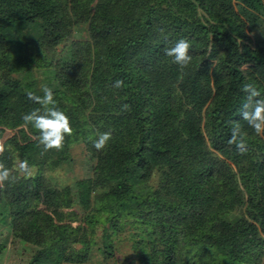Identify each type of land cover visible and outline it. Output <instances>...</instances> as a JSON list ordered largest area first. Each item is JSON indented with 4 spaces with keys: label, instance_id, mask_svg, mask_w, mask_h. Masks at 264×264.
<instances>
[{
    "label": "trees",
    "instance_id": "obj_1",
    "mask_svg": "<svg viewBox=\"0 0 264 264\" xmlns=\"http://www.w3.org/2000/svg\"><path fill=\"white\" fill-rule=\"evenodd\" d=\"M77 24H86L87 38L71 40L52 69L65 88L52 89L54 99L73 134L62 150L42 154L22 117L43 111L27 95L43 93L11 73L26 64L28 46L51 51ZM180 38L191 44L183 72L165 55ZM245 83L264 97V0H0V138L11 131L0 162L26 160L31 171L0 187V260L82 263L97 225L111 259L112 236L136 223L147 244L143 264H259L264 136L241 119ZM106 87L118 92L109 109L120 114L105 113ZM235 122L243 153L228 143ZM105 131L112 140L92 176L64 186L49 180L72 164L73 142ZM91 198L95 212L83 214Z\"/></svg>",
    "mask_w": 264,
    "mask_h": 264
},
{
    "label": "rangeland",
    "instance_id": "obj_2",
    "mask_svg": "<svg viewBox=\"0 0 264 264\" xmlns=\"http://www.w3.org/2000/svg\"><path fill=\"white\" fill-rule=\"evenodd\" d=\"M88 36L86 24H77L72 28V32L69 38L58 45L55 49L48 51L46 49L34 48V46H28L25 54L26 58L25 65L20 66L19 70L15 73H11L13 78L19 79L23 83L28 84L30 90L34 92H41V86L47 85L52 89H65L64 85L61 87L59 80H56L52 75V69L56 66V60H58L61 55L66 50L71 40H84ZM250 36H254L250 34ZM104 100L108 106L105 113L110 114H120V109L115 112L110 111L111 106L117 105L120 101V97L116 90L112 88H105ZM11 135V131L7 129L2 137L0 138V145H3V141ZM97 136L90 139V143L84 144L81 141L73 142L70 145L69 153L72 159V164L69 167L62 166L63 169H58L53 171V173L46 174L49 180L52 182L56 181V184L60 186L67 185L74 179L88 178L92 176L94 167L96 166L100 151H97L93 147V141ZM15 165V164H13ZM156 175H153L149 181V184L155 188L156 187ZM94 198H91L90 205L83 210V214L87 212H95L93 205ZM2 215L0 217V227L3 225ZM83 224V223H82ZM7 230H9L7 228ZM88 238L91 239L89 244V249L86 255V260L82 263L78 262H63L61 264H143L141 259L144 252L147 249L146 240H141L145 235L140 231L136 223L125 224L116 235L112 236V247L113 256L111 259H105L102 253V243H101V230L100 226L97 225L94 232L88 230ZM11 239H8L9 243ZM78 244H71L70 247L73 249L78 248ZM3 259L0 260V264H3ZM259 264H264V256L258 261Z\"/></svg>",
    "mask_w": 264,
    "mask_h": 264
},
{
    "label": "clouds",
    "instance_id": "obj_3",
    "mask_svg": "<svg viewBox=\"0 0 264 264\" xmlns=\"http://www.w3.org/2000/svg\"><path fill=\"white\" fill-rule=\"evenodd\" d=\"M190 47L189 40L180 38L173 46L165 49V55L171 58V62L176 64L181 72L191 63ZM123 83L122 80H117L114 87L120 88ZM40 90L43 93L42 96L32 92L27 95L31 101L41 105L43 111L34 109L25 114L22 120L25 126L30 124L38 133L37 141L42 148V154L53 150L60 151L64 147L65 138L73 134L71 121L68 115L57 107L52 88L42 85ZM241 90L246 94V103L241 108V119L257 136H264V97L254 83H245ZM128 110H130L129 105H122V111ZM111 140V131L100 132L93 141V147L97 151H102ZM228 143L235 145L242 153L247 151L245 133L239 122H235L230 128ZM3 151V145H0V153ZM30 174V165L26 160L18 161L14 168L0 162V187H3L5 183H15L22 176L27 177Z\"/></svg>",
    "mask_w": 264,
    "mask_h": 264
}]
</instances>
